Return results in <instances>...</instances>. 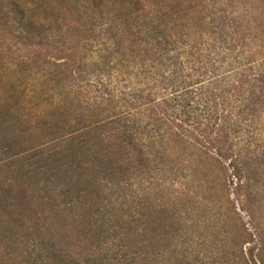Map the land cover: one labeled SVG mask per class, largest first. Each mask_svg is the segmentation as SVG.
<instances>
[{"label": "trees", "instance_id": "obj_1", "mask_svg": "<svg viewBox=\"0 0 264 264\" xmlns=\"http://www.w3.org/2000/svg\"><path fill=\"white\" fill-rule=\"evenodd\" d=\"M189 3L94 1L98 104L26 114L0 77V264H264V0ZM20 12L29 61L81 90V20Z\"/></svg>", "mask_w": 264, "mask_h": 264}, {"label": "rangeland", "instance_id": "obj_2", "mask_svg": "<svg viewBox=\"0 0 264 264\" xmlns=\"http://www.w3.org/2000/svg\"><path fill=\"white\" fill-rule=\"evenodd\" d=\"M95 0H0V77L9 84L5 90V99L22 107L24 113L34 114L44 110L50 115H58L65 107L78 109V102L89 105L98 104L105 97V8L100 14L94 7ZM137 0H112L114 6L126 7L124 13L134 11ZM157 5L164 0H146ZM216 0H192L194 17L210 16ZM21 11L26 19L36 24L50 22L58 18L81 20L83 28L76 29L75 41H81L86 66L90 77L83 83V88L74 91L64 90L52 79L44 75L37 64L26 57V43L38 45L39 40L29 39L23 35L20 22ZM169 15L181 13L179 6H173ZM122 14V13H121ZM117 15V26L126 28V22ZM51 21L50 23H54ZM64 22V21H63ZM60 25H58L59 27ZM55 36L64 34L65 30L54 32ZM53 33V34H54ZM77 98V99H76ZM75 100V102H74ZM85 105V106H86ZM79 110V109H78ZM105 112V105L97 110ZM234 198V197H232ZM245 221L248 219L243 215Z\"/></svg>", "mask_w": 264, "mask_h": 264}]
</instances>
